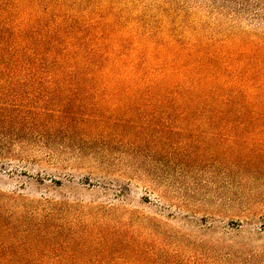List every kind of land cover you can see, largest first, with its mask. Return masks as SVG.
Instances as JSON below:
<instances>
[{
  "label": "rangeland",
  "instance_id": "rangeland-1",
  "mask_svg": "<svg viewBox=\"0 0 264 264\" xmlns=\"http://www.w3.org/2000/svg\"><path fill=\"white\" fill-rule=\"evenodd\" d=\"M0 56V263L264 264V134L12 64L234 92L264 81V0H0Z\"/></svg>",
  "mask_w": 264,
  "mask_h": 264
},
{
  "label": "trees",
  "instance_id": "trees-1",
  "mask_svg": "<svg viewBox=\"0 0 264 264\" xmlns=\"http://www.w3.org/2000/svg\"><path fill=\"white\" fill-rule=\"evenodd\" d=\"M5 57L0 56V68L6 65ZM33 61L12 63L22 72L16 74L18 81L32 80L49 83L62 80L74 83L93 82L111 88V92L123 96L128 101H146L152 103L168 102V110L179 113L184 126L198 131H222L224 133L264 134V81L254 86L239 87L231 92L226 86L215 87L210 84L212 75L194 81L172 82L169 84L164 73L154 72L141 76L134 69L124 73L116 65L88 66L87 70L65 73L64 69L46 70ZM23 66V67H22ZM22 67V68H21ZM15 72V70H14ZM137 72V71H136ZM254 95V96H253ZM52 111V109H49ZM155 113L158 109L154 108ZM91 116V115H90ZM88 117V119L90 118ZM24 121L27 117L19 115ZM83 121V120H82ZM84 120V123H87ZM264 150V149H262ZM264 156V151H260ZM0 264H46L36 262H8Z\"/></svg>",
  "mask_w": 264,
  "mask_h": 264
}]
</instances>
